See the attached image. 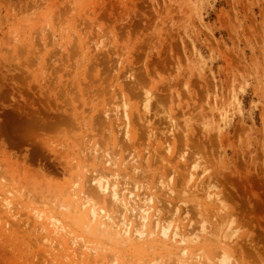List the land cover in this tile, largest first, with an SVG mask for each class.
I'll return each instance as SVG.
<instances>
[{
  "label": "rangeland",
  "instance_id": "obj_1",
  "mask_svg": "<svg viewBox=\"0 0 264 264\" xmlns=\"http://www.w3.org/2000/svg\"><path fill=\"white\" fill-rule=\"evenodd\" d=\"M123 107L128 128L113 115ZM110 152L119 187L137 181L140 199L154 194L143 242L102 236L89 219L95 205L102 219L139 222L91 182L112 170ZM195 179L212 182L215 199ZM157 208L161 221L176 217L184 241L160 234ZM114 255L264 264V0H0V264Z\"/></svg>",
  "mask_w": 264,
  "mask_h": 264
},
{
  "label": "bare ground",
  "instance_id": "obj_2",
  "mask_svg": "<svg viewBox=\"0 0 264 264\" xmlns=\"http://www.w3.org/2000/svg\"><path fill=\"white\" fill-rule=\"evenodd\" d=\"M101 39V38H100ZM100 43H101V41H100ZM103 43V42H102ZM148 96V95H147ZM146 97V96H145ZM148 99H149V96L147 97ZM148 99H147V101H148ZM150 100V99H149ZM146 101V100H145ZM149 102V101H148ZM148 102H146V104H144L145 105V108H144V110L146 111V113L148 112L149 113V108L151 107H149V104H148ZM125 105V104H124ZM107 107V106H106ZM144 107V106H143ZM107 110V109H106ZM114 110V113L115 114H113V115H115V119H119V120H121V118H122V120H124V126H126V128H128V126H129V123H130V118H129V114H128V111H127V108H125V107H123L122 108V110H119V109H117V108H114L113 109ZM112 110V111H113ZM152 111V110H151ZM109 112V111H108ZM107 112V113H108ZM110 112H111V110H110ZM168 112V111H167ZM107 113H104V114H107ZM110 114V113H109ZM151 114V113H150ZM110 115H112V113L110 114ZM145 115V114H144ZM147 115V114H146ZM154 115V114H153ZM106 116H108V115H106ZM147 117L149 118V115H147ZM144 118V117H143ZM147 118V120H148V122H150L149 121V119ZM152 118V117H151ZM165 118H167V117H165ZM142 120V119H141ZM173 121H175L174 119H173ZM123 122V121H122ZM168 122V121H167ZM121 123V122H120ZM144 123H146V120H144ZM173 123V122H172ZM206 123V122H205ZM148 124V123H147ZM150 124V123H149ZM175 124V123H174ZM172 126H174L173 124H172ZM176 126V125H175ZM176 127H179V126H176ZM168 128H170V126L168 127ZM173 128V127H172ZM125 129V128H124ZM180 129V128H179ZM171 130H173V129H170V130H167L168 132H170ZM175 130V129H174ZM177 131H178V129H177ZM126 132V134L127 135H129V131H128V129H127V131H125ZM165 132V131H164ZM167 132V133H168ZM173 131H171V133H172ZM151 133V132H150ZM152 133H153V131H152ZM166 133V132H165ZM161 134H162V132H161ZM164 134V133H163ZM155 135V133L152 135V136H154ZM172 135V134H171ZM151 136V137H152ZM169 136V135H168ZM129 137V136H128ZM171 137V136H170ZM165 140V139H164ZM169 147V145H168V142H167V146H166V148H168ZM88 150V149H87ZM89 152L90 151H92V149L91 150H88ZM87 151V152H88ZM94 151V150H93ZM95 152V151H94ZM108 152V151H107ZM116 153V152H115ZM90 154H92V152L90 153ZM89 154V155H90ZM95 154H96V152H95ZM104 154V153H103ZM98 155H99V153H98ZM97 155V156H98ZM96 156V157H97ZM100 156V155H99ZM98 156V157H99ZM97 157V158H98ZM101 157V156H100ZM99 157V158H100ZM104 158L102 159V157H101V159L102 160H104L105 161V164L107 165V168L108 169H112V170H110L109 172H102V170H101V172L100 171H96V174H95V176L92 178V181L91 182H93V184H95L96 185V188L97 189H99L100 191H102V192H104V193H108V195H110L112 198H113V200L116 202V203H118V204H120L123 208H124V206H125V208H128V209H130L129 207V205L131 204V208H132V210H133V212L135 213L136 212V218H138L137 217V215L139 216V222L138 223H135L136 221H137V219H135L136 221L134 222V219H131V218H129V217H126V216H123V214H121V212H120V210H119V212H120V214L122 215L121 216V218L120 219H116V217L114 218V217H111L108 213H106V211H105V216L106 217H104L103 219H102V217H103V212H104V210L103 209H98V208H96L95 207V205H92V207H91V211H90V220H91V222L93 223V224H95V225H98L97 226V228H98V232L100 233V235H102V236H108L109 238H114L115 240H122V241H124V240H127V241H133V242H143L144 240H147V233H146V229H145V225H146V223H147V220H148V216H149V213H150V210L151 209H153L154 208V194L153 193H151V192H148V191H146V192H148V194H146V193H144V191H143V194H144V198L143 199H140L139 197H138V195L137 194H134V192H133V190H135V189H138V184H137V181H134V185H133V190L132 191H130L129 190V188H122V187H119V184H118V180H119V178L121 177L120 175H121V173H118L119 171H120V169H122L121 168V164L119 163V162H117L115 159L116 158H114L112 155H111V152H110V154L109 153H107V154H105L104 156H103ZM125 158V157H124ZM127 158H128V156H127ZM136 158V157H135ZM100 159V160H101ZM98 162V161H97ZM126 163H127V161H126ZM131 163H132V169L134 170V171H137V170H139V169H142L143 167L142 166H139V165H137V163H136V161L134 160V159H131ZM123 164H125V162L123 163ZM194 165H196V163H192V165L190 164V166H189V168L191 167V166H194ZM202 165V164H201ZM123 166V165H122ZM197 166V165H196ZM195 166V167H196ZM140 167H142V168H140ZM195 167H192L193 169L195 168ZM200 167V166H199ZM197 168H198V166H197ZM201 168V167H200ZM196 169V168H195ZM202 169V168H201ZM96 170V169H95ZM94 170V171H95ZM131 170V169H130ZM205 170V169H204ZM142 171V170H141ZM140 171V172H141ZM145 171V170H144ZM196 172L195 173H197V170H195ZM92 173H94V172H92ZM108 173V174H107ZM130 173V172H129ZM137 173V172H136ZM202 173V172H201ZM120 174V175H119ZM123 174V173H122ZM138 175H139V172L137 173ZM136 174V175H137ZM199 174V173H198ZM143 175V174H142ZM145 175V174H144ZM195 174H194V172H192V171H189V179H192L193 178V176H194ZM87 176V175H86ZM123 176H124V174H123ZM199 176H200V174H199ZM90 177V176H89ZM126 177V176H125ZM128 177V176H127ZM144 177V176H143ZM79 178H80V176H79ZM78 178V179H79ZM124 178V177H123ZM137 178V177H136ZM199 178V177H198ZM122 179V178H121ZM88 180H89V178H88ZM160 180V179H159ZM196 180V179H195ZM87 181V180H86ZM161 181V180H160ZM188 181H191V180H188ZM77 182V181H76ZM131 182V181H130ZM139 182V181H138ZM196 182H197V180H196ZM121 183H123L122 182V180H121ZM129 182H127L126 181V184L125 185H129L128 184ZM132 183V182H131ZM145 183V182H144ZM212 182H210V183H208V182H205V180H200V181H198L197 183H196V185L195 184H193L194 186H198L199 188H200V190H202V191H206V192H208V194H209V198L210 199H215V194H214V192H213V194H214V196L212 195V191H211V188H212V186H210V185H212L211 184ZM86 184V183H85ZM92 184V183H91ZM92 184V185H93ZM123 184V185H124ZM146 184V183H145ZM144 184V185H145ZM163 184V183H162ZM94 185V186H95ZM121 185V184H120ZM122 185V186H123ZM124 185V186H125ZM131 185V184H130ZM160 185V184H159ZM165 185V184H164ZM167 185V184H166ZM199 185H201V187L199 186ZM5 186V185H4ZM77 186V185H76ZM146 186H147V184H146ZM93 187V186H92ZM127 187V186H126ZM141 187V186H140ZM148 187V186H147ZM79 188V187H78ZM77 188V189H78ZM122 188V189H121ZM144 188V187H143ZM73 189V188H72ZM75 189V188H74ZM93 189H94V187H93ZM125 189V190H124ZM128 189V190H127ZM141 189V188H140ZM147 189V188H146ZM164 189V188H163ZM85 190H86V188H85ZM98 191V190H97ZM125 191H127L126 193H128V196H130V198H131V200H132V197H133V200L135 199V200H138V201H136L135 202V205L134 206H132L133 205V201L130 203V202H126V198H125V196H126V194H125ZM163 191V190H162ZM87 192V191H86ZM86 192H85V195H86ZM90 192H92V191H90ZM90 192H87L88 193V195H89V193ZM9 194H12L11 193V191H10V189H9V192H8ZM84 193V192H83ZM100 193V192H99ZM141 193H142V191H141ZM92 194V193H91ZM98 194V193H97ZM134 194V195H133ZM142 194V195H143ZM102 195V194H101ZM100 195V196H101ZM141 195V194H140ZM73 196L76 198V199H78V192L77 191H74V193H73ZM99 197V196H98ZM102 197V196H101ZM156 197V196H155ZM86 198V197H85ZM159 198V197H158ZM110 199V198H109ZM157 199V198H156ZM5 200H10L9 199V197L7 198L6 197V199ZM86 201V199H83V201ZM127 200H129V199H127ZM7 201H5V204L7 205V206H9L10 205V203H9V201L7 202ZM109 201V200H108ZM156 201V200H155ZM157 201H158V199H157ZM7 202V203H6ZM76 203V202H75ZM85 203L86 202H84L83 204L85 205ZM127 203H129V204H127ZM83 204H81L82 206H83ZM93 204V203H92ZM12 205V204H11ZM10 205V206H11ZM114 206H116L115 204H114ZM13 207V206H12ZM10 208V207H9ZM119 208H120V206H119ZM128 209H127V211H128ZM157 209H159V208H157ZM177 209V208H176ZM155 210V209H154ZM178 210V209H177ZM115 211V210H114ZM159 211H160V209L159 210H156L155 211V216L156 217H154L155 218V221H156V223H154L153 225H155L156 224V226L157 227H161V235L163 234V236H165V237H167L168 238V240L170 239V238H172V239H174L175 237H178V236H180V238L182 239V241H184L185 240V237H183V233H182V231H181V228H180V226L178 225V223L176 224L175 222H176V217L174 218V217H172V218H170L169 220L167 219L166 220V217H165V219L163 220V221H161V218H160V214H159ZM108 212V211H107ZM110 212V211H109ZM118 212V211H117ZM132 212V211H131ZM132 212V213H133ZM172 212V211H171ZM174 212H176V211H174ZM173 212V213H174ZM203 212V211H202ZM40 213H38V215H39ZM117 214V213H116ZM175 214V213H174ZM37 215V216H38ZM114 215V214H113ZM119 215V214H118ZM167 215V214H166ZM133 216V217H134ZM171 216V215H170ZM175 216V215H174ZM132 217V216H131ZM132 217V218H133ZM134 217V218H135ZM163 217V216H162ZM181 217V216H180ZM51 218H52V220H51ZM51 218H50V220L52 221V223H53V225H54V227L56 228V229H59V231L61 230V231H63V229H64V226H62L60 223H59V219H56L55 217H52L51 216ZM167 218H168V216H167ZM163 219V218H162ZM201 219V218H200ZM227 219V218H226ZM225 219V220H226ZM154 220V219H153ZM166 220V221H165ZM206 221L207 220H205V219H202V221H201V223H202V225H201V227L202 228H200L203 232H208L209 231V225H207L206 224ZM225 222V221H224ZM90 224V223H89ZM88 224V225H89ZM215 224V223H214ZM214 224H212V225H214ZM189 225H190V223H189ZM219 225V224H218ZM222 225H223V223H222ZM225 225V224H224ZM219 227H220V225H219ZM215 228V229H214ZM221 228V227H220ZM206 230H208V231H206ZM213 230V231H212ZM231 230V229H230ZM188 231V230H187ZM211 231H212V233L213 232H217V227H216V225H214L213 226V228H212V226H211ZM198 232H199V230H198ZM197 232V233H198ZM201 232V231H200ZM68 233H70V232H68ZM189 233V232H188ZM209 234H211V232L209 233ZM71 235V234H70ZM170 235V236H169ZM185 235H187V234H185ZM193 234H191V236H192ZM196 235V234H195ZM188 236H190V234L188 235ZM190 236V237H191ZM75 237V236H74ZM189 237V238H190ZM196 237H198V236H196ZM72 238V237H71ZM90 238V237H89ZM179 238V239H180ZM184 238V239H183ZM74 240H75V238H73ZM188 239V238H187ZM111 240V239H110ZM167 240V239H166ZM196 240H197V238H196ZM216 240V239H215ZM91 241V240H90ZM90 241L89 240H85V239H83V244L80 246V247H84V248H89L88 249V251L90 250V247L89 246H87V244L88 243H90ZM173 241H175V240H173ZM201 241V240H200ZM70 242V241H69ZM136 242V243H137ZM132 243V242H131ZM184 243V242H183ZM78 248V247H77ZM94 248V247H93ZM93 248H91V249H93ZM80 249V248H79ZM78 249V250H79ZM96 249V248H95ZM97 249H98V247H97ZM96 249V250H97ZM78 250H76V251H78ZM181 251V253L180 254H183V255H187V253H188V248L187 247H185V248H183V249H181L180 250ZM179 251V252H180ZM76 253V252H75ZM92 253V252H91ZM82 255V254H81ZM93 255V254H92ZM190 256V255H189ZM81 257V256H80ZM190 257H192V255L190 256ZM188 258V257H187ZM186 258V259H187ZM196 258H199V257H197L196 256ZM201 258V257H200ZM199 258V259H200ZM189 259V258H188ZM90 260V259H89ZM226 260V259H225ZM168 261V260H167ZM173 261H174V259H173ZM187 261V260H186ZM194 261V260H193ZM224 261V260H223ZM93 262V261H92ZM163 262V261H162ZM164 262H166V260L164 261ZM172 262V261H171ZM171 262H169V263H165V264H170ZM176 262V261H175ZM185 262V261H184ZM205 262V261H204ZM154 263V262H153ZM152 263V264H153ZM112 264H128V262L126 261H124V263L122 262V263H120L119 262V258L116 256V255H114V257H113V259H112ZM151 264V263H150ZM160 264V263H159ZM172 264H174L173 262H172ZM185 264H188V263H186L185 262ZM199 264V263H198ZM200 264H204L203 262H200Z\"/></svg>",
  "mask_w": 264,
  "mask_h": 264
}]
</instances>
